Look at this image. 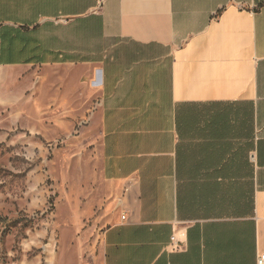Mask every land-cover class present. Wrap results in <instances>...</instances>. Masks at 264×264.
<instances>
[{
    "label": "crops",
    "instance_id": "1",
    "mask_svg": "<svg viewBox=\"0 0 264 264\" xmlns=\"http://www.w3.org/2000/svg\"><path fill=\"white\" fill-rule=\"evenodd\" d=\"M0 66L43 67L48 84L69 69L102 94L101 174L116 223L96 264H259L257 0H0Z\"/></svg>",
    "mask_w": 264,
    "mask_h": 264
},
{
    "label": "rangeland",
    "instance_id": "2",
    "mask_svg": "<svg viewBox=\"0 0 264 264\" xmlns=\"http://www.w3.org/2000/svg\"><path fill=\"white\" fill-rule=\"evenodd\" d=\"M59 70L48 84L43 67L0 66V264H96L116 223L101 174L102 94Z\"/></svg>",
    "mask_w": 264,
    "mask_h": 264
},
{
    "label": "built area",
    "instance_id": "3",
    "mask_svg": "<svg viewBox=\"0 0 264 264\" xmlns=\"http://www.w3.org/2000/svg\"><path fill=\"white\" fill-rule=\"evenodd\" d=\"M96 2L98 3L99 6L103 5L105 0H96ZM172 242L175 243L176 242V238L173 237L172 238ZM259 264H264V256L259 260Z\"/></svg>",
    "mask_w": 264,
    "mask_h": 264
},
{
    "label": "trees",
    "instance_id": "4",
    "mask_svg": "<svg viewBox=\"0 0 264 264\" xmlns=\"http://www.w3.org/2000/svg\"><path fill=\"white\" fill-rule=\"evenodd\" d=\"M259 8L264 6V0H257Z\"/></svg>",
    "mask_w": 264,
    "mask_h": 264
}]
</instances>
